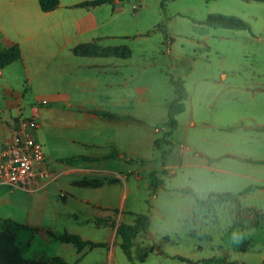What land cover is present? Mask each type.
Returning a JSON list of instances; mask_svg holds the SVG:
<instances>
[{"label":"rangeland","instance_id":"rangeland-1","mask_svg":"<svg viewBox=\"0 0 264 264\" xmlns=\"http://www.w3.org/2000/svg\"><path fill=\"white\" fill-rule=\"evenodd\" d=\"M118 7V33L102 38L100 44L126 45L131 56L94 58L115 61L120 71L115 79L121 82L120 94L105 106L129 112L145 130L133 131L132 139L121 134V144L133 149L132 155L121 158L122 173L128 172L127 162L128 175L137 176V181L128 184L122 215L124 222L131 223L135 213L148 212V227L134 238L130 258L115 240L110 241L109 229L101 225L71 228H79L89 240L105 243L88 249L83 257L77 256L71 243L53 239L54 244L45 246L69 262L78 259L76 264H264V0H120ZM210 13L240 17L249 30L202 24ZM159 22L163 27L157 28ZM89 69L91 80L98 84L85 94L93 98L104 92L101 81L108 74L95 72L97 67ZM170 76L183 83L184 108L176 114V126L166 140L148 144L149 136L162 138L169 131L165 125L167 103L175 97ZM12 83L20 103L6 109L9 118L17 108L30 116L31 106L38 111L46 106L47 97L30 90L23 76ZM41 101L45 103L38 104ZM97 102L104 105L100 99ZM111 115L107 117L116 116ZM169 145L171 150L162 162V151ZM65 158L59 160L69 164L79 160ZM161 168L166 173L153 193L145 186L147 174ZM113 180L86 174L72 184ZM256 186L263 190L237 195ZM209 193H231L235 199H207ZM9 197V188L1 185L0 219L20 222L19 206L4 202ZM105 222L116 225L110 219ZM233 232L242 235L239 243L231 241ZM32 237L18 231L14 240L24 246ZM33 243L40 248L23 255L48 259L42 253L43 242L37 237ZM208 258L215 260L202 262Z\"/></svg>","mask_w":264,"mask_h":264},{"label":"crops","instance_id":"crops-1","mask_svg":"<svg viewBox=\"0 0 264 264\" xmlns=\"http://www.w3.org/2000/svg\"><path fill=\"white\" fill-rule=\"evenodd\" d=\"M82 1L59 0L55 9L44 12L38 0H0V43H18L20 47V57L0 68V148L11 136L16 114L22 111L17 108L13 118L6 113V109L20 103V99L15 98L17 93L13 90L12 82L23 76L30 90L33 88L34 92L48 99L46 106L37 110L35 138L43 144L47 168L55 174L52 180L44 182L34 193L0 182V186L9 188L10 199L4 202L19 206L21 220L18 223L38 228L35 232L19 230L33 235L22 246V255L32 254L40 248L33 246L37 237L44 246L54 244V238L47 236L45 229L56 233H75L82 239H91L84 236L79 228L72 230L73 225H101L109 229L110 241L119 243V237L115 238V226L105 221L110 219L116 225L124 222L122 211L125 210L128 184L137 181V176L128 175L130 163L124 162L128 172L122 173L121 158L124 154L132 155L133 149L121 144V134L124 132L129 136L124 138L132 139L135 130L141 133L145 130H142L141 121L129 112L119 113L105 106L106 102L120 94L121 82L115 81L116 76L120 75L116 68L118 64L109 60L95 61L96 57H91L92 61L85 59L81 62L80 58L90 57L76 56L72 52L76 45L88 42L100 44L102 38L118 33L116 21L120 0L80 6ZM91 67H97L95 72L108 74V79L101 81L104 92L93 98L85 94V90H93L95 83L98 84L89 76ZM9 95L15 96L10 99ZM99 99L104 105L98 106ZM95 110L116 116L109 118L96 114ZM151 139L152 135L147 142L154 145V139ZM134 140L137 141V138ZM111 153L114 156L99 160L79 159L72 164L59 160L79 155L101 157ZM86 174L115 180L96 187L72 184ZM145 186L149 187V180ZM262 190L256 186L244 195ZM3 219L10 218L0 220ZM44 246L41 247L45 257L59 256ZM88 249L76 250L77 256H85ZM59 257L69 264L78 262V259L69 262L67 258Z\"/></svg>","mask_w":264,"mask_h":264},{"label":"trees","instance_id":"trees-1","mask_svg":"<svg viewBox=\"0 0 264 264\" xmlns=\"http://www.w3.org/2000/svg\"><path fill=\"white\" fill-rule=\"evenodd\" d=\"M112 0H84L79 3L80 6H96L104 2H111ZM59 0H38L39 7L42 11H50L57 7ZM136 9V8H133ZM202 24L211 27H222V28H235V29H246L249 30V24L241 19L240 17L234 15H225L221 13H210L202 21ZM163 27L162 23H157V28ZM163 29V28H162ZM164 31V30H163ZM167 38V36H166ZM72 52L76 56H86V57H117V58H128L131 56V50L126 45H99L94 42L82 43L76 45ZM20 57V47L18 43H12L10 45H5L0 48V68L5 65L17 60ZM169 82L174 87L175 97L167 103V118L165 125L169 127V131L164 134L162 138L154 139V145H157L159 140L165 141L167 134H170L176 126V114L183 111L184 99L186 98V91L183 87V83L180 79H174L172 76L169 77ZM99 114L112 117L110 113L105 111H95ZM264 130V126L261 127ZM170 145L171 141L168 142ZM170 145L166 150L162 151V162L165 160L166 154L170 152ZM114 156V154H108L101 157L93 156H73L65 158L64 160H99ZM252 161L251 159H248ZM166 173V168H161L159 170L152 169L148 172L149 186L152 192L155 193L157 188L161 185L162 179L161 175ZM100 181H83L82 185L79 186H91L96 187L100 185ZM248 191V188L237 193L241 195ZM210 196H216L220 198L228 197L235 199V196L231 193H209L207 199ZM206 199V200H207ZM197 202H204L205 200L196 199ZM150 207V206H149ZM259 215V214H256ZM98 222V221H97ZM149 223V213L139 212L134 214V219L132 223L120 222L115 225V234L119 237L120 241L118 243L119 247L122 249L124 254L130 258V248L132 246L134 238L146 231ZM20 229H25L30 232H35L38 230L37 227H31L18 223L11 219L0 220V264H69L62 260L59 256H53L48 259H38V258H25L22 255V246L15 243V235ZM45 234L51 238H54L60 242L71 243L76 248L77 251H81L84 247L89 249L94 247L104 246L105 243L96 242L89 239H82L78 234L61 232L56 233L52 230L45 229ZM185 260V258H180ZM214 258L203 259L202 262H212ZM228 264H245V263H234L229 262Z\"/></svg>","mask_w":264,"mask_h":264},{"label":"built area","instance_id":"built-area-1","mask_svg":"<svg viewBox=\"0 0 264 264\" xmlns=\"http://www.w3.org/2000/svg\"><path fill=\"white\" fill-rule=\"evenodd\" d=\"M36 118V106H31L30 116L18 111L12 134L0 148V182L30 193L55 175L47 168L43 145L35 138Z\"/></svg>","mask_w":264,"mask_h":264},{"label":"clouds","instance_id":"clouds-1","mask_svg":"<svg viewBox=\"0 0 264 264\" xmlns=\"http://www.w3.org/2000/svg\"><path fill=\"white\" fill-rule=\"evenodd\" d=\"M241 239H242V235L240 233H237V232L232 233L231 241L233 243H239Z\"/></svg>","mask_w":264,"mask_h":264}]
</instances>
